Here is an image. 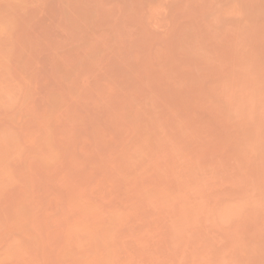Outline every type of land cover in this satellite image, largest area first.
Returning <instances> with one entry per match:
<instances>
[{
	"label": "rangeland",
	"instance_id": "rangeland-1",
	"mask_svg": "<svg viewBox=\"0 0 264 264\" xmlns=\"http://www.w3.org/2000/svg\"><path fill=\"white\" fill-rule=\"evenodd\" d=\"M0 264H264V0H0Z\"/></svg>",
	"mask_w": 264,
	"mask_h": 264
}]
</instances>
